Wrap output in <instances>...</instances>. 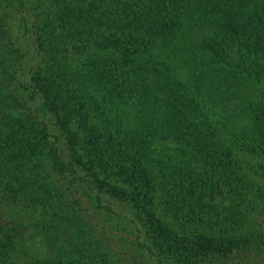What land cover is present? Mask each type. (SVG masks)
<instances>
[{"label":"trees","instance_id":"obj_1","mask_svg":"<svg viewBox=\"0 0 264 264\" xmlns=\"http://www.w3.org/2000/svg\"><path fill=\"white\" fill-rule=\"evenodd\" d=\"M13 13L34 17L27 86ZM0 183V202L55 233L54 257L32 264L115 252L102 197L133 211L149 245L131 243L156 264L263 252L250 216L264 207V0H0ZM18 237L0 215V264H16Z\"/></svg>","mask_w":264,"mask_h":264},{"label":"rangeland","instance_id":"obj_2","mask_svg":"<svg viewBox=\"0 0 264 264\" xmlns=\"http://www.w3.org/2000/svg\"><path fill=\"white\" fill-rule=\"evenodd\" d=\"M13 14L14 15L7 21V27L16 47H18L22 55V70L20 71L19 77L22 84L27 86L32 76V70L37 64V52L34 42L31 39V27L34 17L21 15L20 13ZM180 78H183V76H180ZM31 106L39 115L40 119L50 124L49 117L45 115L40 106V97H35L31 102ZM216 110L217 113L220 112L223 114L222 111ZM128 121H130V123L134 122L133 115L130 116ZM49 127L52 128L49 131L58 135V132L55 131L52 125H49ZM242 127L250 129L251 122L247 119L242 120ZM60 140L61 153L65 160H69L68 150ZM177 145H179V143L176 141H163L159 143V146L164 149L167 148L170 151H173ZM236 148H238V146ZM244 153L246 152L242 150L240 156L244 157ZM257 177H259V175H257ZM257 181L261 180L258 179ZM89 193L94 194L92 192ZM100 206L103 210L101 209L98 214V223L103 226L101 229H105L110 232V235H113L112 237H114L116 247L118 248L115 252H106L103 250L104 254L98 256V261L102 262V264H137V261H139L138 264H156V258L150 257L145 249H138L140 246H144L143 248L148 247L149 240L146 239L145 235L141 238L142 226L136 223L133 211L129 210L126 204L112 200L109 197H102ZM0 215H4L5 218L12 221L19 232L17 249L14 254L16 264H32L36 260L54 257L56 249L51 246L48 240V234L51 235L52 228L47 226L49 220H45V217L40 213L39 209L26 206L23 203L10 204L0 202ZM250 223L264 230V207H260L250 216ZM120 230H124V235H121L123 231ZM138 235L140 236V246L136 242L131 243L132 240H130L137 239ZM95 236L97 235L89 236V240L92 243L97 239ZM121 236H125L127 240L123 241V237L121 238ZM68 237L69 235L67 232L62 234L60 239L68 242ZM164 264L179 263L173 260H165ZM205 264H264V251H254L232 255L230 257L215 258Z\"/></svg>","mask_w":264,"mask_h":264}]
</instances>
